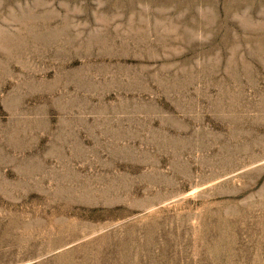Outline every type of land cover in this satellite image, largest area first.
Segmentation results:
<instances>
[{"label": "rangeland", "instance_id": "obj_1", "mask_svg": "<svg viewBox=\"0 0 264 264\" xmlns=\"http://www.w3.org/2000/svg\"><path fill=\"white\" fill-rule=\"evenodd\" d=\"M0 264H264V0H0Z\"/></svg>", "mask_w": 264, "mask_h": 264}]
</instances>
